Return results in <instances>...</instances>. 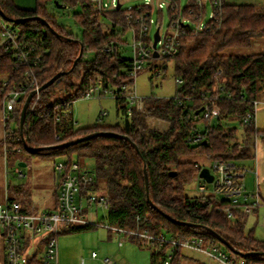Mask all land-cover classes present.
<instances>
[{"label":"trees","instance_id":"16d2710c","mask_svg":"<svg viewBox=\"0 0 264 264\" xmlns=\"http://www.w3.org/2000/svg\"><path fill=\"white\" fill-rule=\"evenodd\" d=\"M53 3L75 11L73 18L80 35L58 24L48 13L46 6ZM0 8L7 18L17 20L6 21L18 29L20 43L34 47L33 57L41 56L36 67L31 63L17 68L14 51L0 46V82L2 76L8 75L10 88L17 86L25 80V70L34 68L41 87L58 73L68 72L77 61L72 71L40 92L33 112L29 108L25 114L23 131L20 120L26 99L21 101V106L13 113L14 137L22 136L25 140L18 144L8 142L9 153L67 157L68 162L74 161V155L91 157L96 164L94 188L106 193L109 199L105 217L109 224L153 234L202 237L225 247L231 255L255 252L257 254L241 257L246 264H264V240L256 238L254 230L246 229L249 215L237 214L231 220L225 213L215 211L219 203L215 204L213 199L201 195L189 204L186 195L187 185L199 173L195 165L198 162L186 157L199 156L207 161L247 160L255 157L256 139L261 136L264 142V132L255 128L254 121L244 122L253 109L252 101L264 96V53L225 52L229 48L247 46L252 38L264 36V7L228 4L222 0L203 31L196 32L191 27L182 29L179 52L166 62H173L175 78L182 80V84L177 85L176 95L192 96V102L145 98L143 111L135 109L128 115L124 102L116 99L123 124L93 128H74L72 114L67 109L72 101L79 100L99 81L104 90L132 82L131 59H125L120 53L123 43L120 36L125 29L120 30L107 20L106 24H100V14L94 11L91 0H37L35 10L19 8L14 0H0ZM168 13L172 20L173 14L181 12L177 7ZM199 14L196 0H189L180 17L193 19ZM162 15L163 12H158L157 24H161ZM107 18L122 20L123 14L115 11ZM110 45L114 51H105ZM217 95L220 98L213 100L216 110L206 119L200 109L212 108L213 101L209 97ZM153 119L168 121V129H156ZM202 126L209 129V134L204 140L195 141ZM93 133L100 134L69 147L37 153L29 151L57 146ZM10 200L16 201L13 196ZM54 208H57V199ZM92 228L65 226L60 234ZM218 237L239 254L222 244ZM132 239L144 245L140 239ZM149 244L153 248L150 264H165L169 248ZM183 257L182 251H177L171 264H181ZM2 264H7L5 259ZM27 264L43 263L33 255Z\"/></svg>","mask_w":264,"mask_h":264},{"label":"built area","instance_id":"2783aa9c","mask_svg":"<svg viewBox=\"0 0 264 264\" xmlns=\"http://www.w3.org/2000/svg\"><path fill=\"white\" fill-rule=\"evenodd\" d=\"M127 1L129 0H91L94 11L100 14V24L107 20L110 25H117L120 30L124 28L125 32H131L133 44L132 58L129 65L132 82L104 90L99 84L101 81H99L96 85H91L81 98L101 99L111 93L115 99L124 102L127 114L131 115L135 109L143 111L144 98H140L136 94L135 79L152 59H156L153 47L154 35L152 36L151 34L152 25L155 24L153 15L163 12L165 6L159 0H144L143 4L123 8L124 3ZM208 1H210L213 8V13L209 19L211 20L215 16V10L219 8L222 0ZM196 3L200 14L190 19L180 17L184 10H181L177 0H168L167 9L175 11L179 7L181 13L173 14L172 20L170 19L168 32L162 34L160 32L161 29L159 30L158 58L163 60L171 59L179 52L182 29L191 27L194 31L199 32L206 28L207 23L203 24V19L206 13L207 0H196ZM118 5H120L119 8ZM188 5L189 1L185 8ZM115 11L123 14L122 20L107 18L110 13ZM19 39L20 35L15 25L9 24L0 16V46H4L7 51H14V57L18 62L17 68L20 65L27 66L31 63L36 67L41 56L33 57L34 47L21 44ZM105 51H114L113 46H106ZM157 73L159 71L155 70L154 76ZM221 73L222 70H219L218 74ZM24 75L26 76L25 80L20 81L17 86L12 88L9 86L8 75L2 76L0 82V95L3 99L2 119L4 122L3 144L5 153H8V142L11 141L18 144L25 140L22 136L14 137L16 129L12 127V122L14 121L13 113L21 106L22 100L27 99L30 94L34 93L27 108V111L30 108L33 112L34 106L40 97V84L35 69H26ZM176 83L181 85L182 80L177 78ZM192 87H195V85ZM203 97L208 98L206 95H203ZM219 98L220 95L213 98L209 97L212 101ZM174 99L179 103L183 101L189 103L192 102L193 97L176 95ZM76 102L77 100L72 101L67 109V112L72 114V126L74 128L80 126L79 121L75 118L74 107ZM252 104L253 109L244 122L246 124L253 120L256 128L257 112L261 106H264V97L254 99ZM215 108L214 101L212 108L204 106L203 116L206 119L211 118L216 110ZM105 114L104 112L102 117ZM208 134V128L200 127L195 135V141L204 140ZM257 140L258 138L256 139V146ZM195 165L199 169V173L194 177V180L202 179L199 176L201 170L208 168L213 176V180L210 183L215 185L213 192L223 196L222 200L214 199L213 195L205 194L207 191L205 185L198 187L202 196L213 199L215 204L219 203L216 206V212H223L229 219L234 220L237 214L251 215L259 207L264 206L258 190V182L256 181L257 188L255 191L249 192L244 182L248 170L239 166L236 162L217 159L211 161L208 166L200 163ZM16 172L20 177L23 175L18 169ZM54 175L53 194L55 199H57V208L54 211H36L34 207L30 205L23 206L19 201L10 200L8 197L3 202H0V237L3 241L4 259L7 264H27L28 259L33 255H37L43 264H59L58 239L62 228L65 226L105 227L118 236H129L130 238H138L144 243H156L161 247L166 246L169 250L165 264H171L174 254L179 250L203 253L220 264H246L243 257L231 255L225 252L221 246L202 237L186 238L170 234H153L147 230L114 226L107 221L106 224L101 221L98 222L96 221L97 211L108 209L109 199L103 191L95 190L94 174L82 167L78 161L68 162L67 160L66 162L58 161L55 163ZM255 175L257 176V171ZM194 198L188 197L187 203H192ZM122 246L123 241H120L119 247ZM96 257L97 253L93 252L92 258ZM103 262L104 264H117L111 258H105Z\"/></svg>","mask_w":264,"mask_h":264},{"label":"rangeland","instance_id":"374dc122","mask_svg":"<svg viewBox=\"0 0 264 264\" xmlns=\"http://www.w3.org/2000/svg\"><path fill=\"white\" fill-rule=\"evenodd\" d=\"M107 1V0H106ZM144 0H129L124 3L123 8L128 6H137L143 4ZM164 3V10L161 24L158 23V13L153 15L155 24L152 25L151 34L154 35L156 29L160 27V32L165 34L169 30V13L167 9L168 0H159ZM189 0H179L181 10L187 6ZM16 6L22 9L35 10L37 0H14ZM228 4H253L264 7V0H225ZM48 13L53 15L58 24L65 26L75 35H80L81 31L76 25L73 18L74 10L60 8L53 4L46 6ZM213 8L210 1L207 0L206 13L204 15L203 24H206ZM106 24V21H103ZM122 46L120 53L125 59L132 58V34L130 31L125 32L122 37ZM234 54H254L264 53V36L252 38L251 43L247 46L233 47L225 51ZM166 60L156 58L152 59L149 64L139 73L135 79L136 94L140 98H174L177 92V83L172 61H167V67L161 69ZM157 73L154 76V71ZM264 97V96H263ZM261 97V98H263ZM3 108V99L0 95V202L5 200L6 194L13 196L16 201L34 207L36 211L49 212L54 211L55 197L54 191V165L58 161H67V157H57L52 155L41 154H12L5 153L2 140L3 125L1 117V109ZM75 118L79 121L78 128L117 127L123 124V116L118 115L116 107V99L108 93L101 99H85L77 100L74 107ZM106 113L103 117L102 114ZM153 126L158 130H167L169 122L160 119L152 120ZM160 123V124H159ZM231 125H237L232 123ZM12 127L15 128L14 121ZM256 129L264 132V108H260L256 117ZM256 157L236 161V164L248 170L245 177V185L249 192H254L257 188L261 197L264 199V142L260 136L257 140ZM190 160L208 166L211 161H207L199 156L186 157ZM75 161H80L82 167L88 169L92 173L95 171L96 164L93 158H79L74 155ZM19 162H25V167H19ZM17 169L23 173L20 177L16 172ZM257 171V176L255 172ZM94 174V173H93ZM200 185H205L207 191L205 194L213 195L214 199L222 200L223 196L215 194L214 184L207 183L203 179L194 180L186 187V195L190 198L201 195ZM94 215V213H93ZM92 215V216H93ZM107 209L97 211L96 221L106 224L105 217ZM264 206L260 207L259 213L249 215L246 225L247 230H254V236L264 240ZM123 241V246L119 247V242ZM58 258L59 264H104L105 258H111L117 264H150L151 253L153 248L150 244L144 243L140 246L136 240L129 236H118L114 232L109 231L105 227H94L92 229L74 232H62L58 239ZM228 253L225 247H221ZM97 253L96 258H92V253ZM184 257L181 264H220L210 259L207 255L190 250H182ZM4 255V256H3ZM5 258L3 250V241L0 237V264Z\"/></svg>","mask_w":264,"mask_h":264},{"label":"water","instance_id":"95a60500","mask_svg":"<svg viewBox=\"0 0 264 264\" xmlns=\"http://www.w3.org/2000/svg\"><path fill=\"white\" fill-rule=\"evenodd\" d=\"M58 7L62 8L61 5H59ZM120 7V5H118V8ZM0 16L3 17L5 20H9V21H13V22H17V20H13V19H9L7 18L4 13L2 12L1 8H0ZM38 20L42 21L43 23L47 24L45 22V20H43L42 18H37ZM187 26V25H186ZM159 30L160 28L158 27L154 33V42H153V47L155 49L154 51V57L155 58H158L159 57V54L157 52V44L160 40V34H159ZM83 50V49H82ZM82 50H81V53H80V56L82 55ZM77 61H75V63L73 64L72 68L68 71H72L76 65ZM167 65H164V68H166ZM68 72H63V73H58L56 76H54L48 83H46L45 85L41 86L39 91H43L45 90L46 88H48L51 84H53L56 80H58L61 75L63 74H66ZM34 93L30 94L24 105H23V109H22V112H21V120H20V130L23 131V126H24V118H25V114L27 112V108L29 106V103L33 97ZM204 110V107H202L200 109V112H202ZM100 133H93V134H90V135H87L85 137H82V138H79V139H76L74 141H71V142H67V143H63V144H60V145H57V146H48V147H42V148H36V149H29V151L31 153H37V152H42V151H48V150H52V149H57V148H62V147H69V146H72V145H75L79 142H83L85 140H89L91 138H93L94 136H97L99 135ZM27 164L25 162H19L18 163V166L19 167H25ZM200 178L204 179L205 181H207L208 183L212 182L213 180V176L212 174L209 172V169L208 168H203L199 174ZM145 180H146V190H147V193H149V181H148V176H147V172L145 170ZM219 241L224 244L225 246L229 247L234 253L236 254H239L237 251H235L227 241H225L223 238L221 237H218ZM257 253L255 252H252V253H249V254H239L241 256H248V255H255Z\"/></svg>","mask_w":264,"mask_h":264},{"label":"crops","instance_id":"0c3cea01","mask_svg":"<svg viewBox=\"0 0 264 264\" xmlns=\"http://www.w3.org/2000/svg\"><path fill=\"white\" fill-rule=\"evenodd\" d=\"M260 108H264V106H261ZM259 108V109H260ZM2 111H3V108L1 109V117H2ZM118 113V112H117ZM119 115V114H118ZM2 124H4V122H3V119H2ZM160 124V123H159ZM3 127H4V125H3ZM3 135H4V129H3ZM2 140H3V136H2ZM261 196V195H260ZM10 198V195L8 196V194H6V197H5V200H6V198ZM261 200L264 202V199L261 197ZM24 205V204H23ZM263 207V206H262ZM259 211H260V207H259V209L258 210H256V212H254V213H259ZM4 256V255H3ZM4 260V259H3Z\"/></svg>","mask_w":264,"mask_h":264}]
</instances>
